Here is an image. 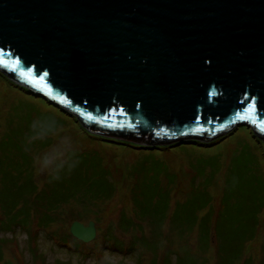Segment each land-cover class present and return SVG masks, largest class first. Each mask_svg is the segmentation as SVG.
Listing matches in <instances>:
<instances>
[{
    "label": "water",
    "instance_id": "obj_1",
    "mask_svg": "<svg viewBox=\"0 0 264 264\" xmlns=\"http://www.w3.org/2000/svg\"><path fill=\"white\" fill-rule=\"evenodd\" d=\"M0 60L92 135L160 147L245 126L264 143V0H0Z\"/></svg>",
    "mask_w": 264,
    "mask_h": 264
},
{
    "label": "trees",
    "instance_id": "obj_2",
    "mask_svg": "<svg viewBox=\"0 0 264 264\" xmlns=\"http://www.w3.org/2000/svg\"><path fill=\"white\" fill-rule=\"evenodd\" d=\"M23 90L29 96L36 95ZM49 104L60 111L61 117H71L76 130H81L86 138L135 156L128 164H124L123 160L117 162L118 168H115L97 150H84L80 155L73 153L77 156L68 151L65 162L56 163L39 188V181L45 173L37 181L34 171L40 153L51 147L55 132L47 134L51 127L46 128L40 122L33 125L22 118L9 121L0 134V264H13L3 260L13 239L5 240L1 234L16 229L28 233V239L36 229L37 234L44 233L51 240H56L59 247H65L81 257L101 255L108 250L121 257H133L135 264H142L146 256H149L148 264H171L170 256L175 257L173 264H210L213 245V264H264V239L258 254L247 249L250 245L252 249L255 247L254 242L259 235L264 237V213L262 216L258 209L240 206L239 201L243 205L244 202L233 192L238 187L235 181L238 173L229 170V174L221 178L220 186L211 176L197 179L196 174L189 172L191 177L182 201L173 200L180 181L188 179L189 174L171 171L167 154L177 148L184 154L204 153L206 150L203 148H210L229 135L209 143L187 139L169 146L142 147L89 134L74 117ZM58 120L57 124L63 126ZM259 171L256 174L264 178V164ZM208 186L220 189L216 211ZM117 187L129 189L130 211H121L115 222L101 229L99 214L113 198ZM73 221L83 224L93 221L96 238L90 243H83L72 237L68 230H52L59 223L70 225ZM167 225L177 241L196 232L198 255L185 249L179 253L180 246L170 243L163 252V259L157 260Z\"/></svg>",
    "mask_w": 264,
    "mask_h": 264
},
{
    "label": "rangeland",
    "instance_id": "obj_3",
    "mask_svg": "<svg viewBox=\"0 0 264 264\" xmlns=\"http://www.w3.org/2000/svg\"><path fill=\"white\" fill-rule=\"evenodd\" d=\"M46 102L39 95H35L34 97L27 95L23 89H20L4 76L0 75V134L2 127H5L9 121H13L15 118H22L33 125L40 122L46 128L51 127L47 131L49 135L55 132V138L52 141L51 147L40 153L34 171V178L37 181L45 173L42 176V180L39 181V188L42 187L44 179L49 174L51 168L56 163L62 164L65 162L68 151L72 152L71 155L77 156L73 153L80 155L84 150H97L104 157V160L108 159L111 161L115 168H118V164L116 163L121 160L124 161V164L132 161V157L135 154L130 152L125 153L120 148L117 149L112 145L86 138L81 130H79L80 132L76 130L77 126L73 123L71 117L67 115H64V118L61 117L59 114L60 111L53 106L55 108L54 110L51 107L52 105L48 101ZM56 119H60L58 121H62L64 125L62 126L60 123L58 125ZM74 120L76 121V119ZM251 133L249 127H238L224 140L210 148H203L206 150L204 153L197 151L195 152L196 154H192L191 152L184 154V152L179 151V148L174 149L167 154V164L170 169H173L171 171L179 174H189L190 172L192 175L196 174L197 179H203L204 176H211L214 178V182L220 186L222 185V179L225 178V174H229V170H233L238 173L235 179L238 182V187L233 192L241 197V202H244L243 205L238 200L240 206L249 209H258L259 212H262L263 216L264 178L257 175L256 172H260V167L264 164V143L259 139L256 140V136V139H254ZM185 163H187L188 167ZM117 176L119 175H114V177ZM258 176L260 179H258ZM190 177L191 174H189L188 179H185L184 182L180 181L178 191L174 195L173 200L182 201L181 199L183 198L184 192L187 191V182ZM258 180L260 182L259 184H257ZM207 190L213 194L215 201H213L214 211H216L219 203L220 189H214L208 186ZM130 202L131 196L129 189L117 187L115 195L106 203V206L99 214L101 222L100 228L102 229L108 223L115 222L121 211H130ZM68 225L67 222L65 224L59 223L52 230L60 229L67 232ZM27 234L18 229L14 232L1 234L5 240L13 239V243L9 242L7 246L8 253L3 258L4 261L8 260L13 264H64L65 262L69 264H135L133 257H121V255L108 250L103 251L101 255L89 254L88 256L81 257V255L73 253L65 247H59L56 244V240H51L44 233L37 234L36 229L32 232L30 239L27 238ZM258 237L257 241L254 242L255 247L253 249L251 248L252 245L247 247L250 253L258 254L260 252V245L263 243L264 237L262 235ZM196 241V232L190 237L177 241L175 235L167 225L164 227V236L162 238L161 249L157 254V260L163 259V252L170 243L175 244V246H180L179 253L185 249L190 254L198 255ZM213 253L214 248L212 245L210 249V264H213ZM148 259L149 256H146L142 260V264H148ZM174 261L175 257L170 256L171 264Z\"/></svg>",
    "mask_w": 264,
    "mask_h": 264
},
{
    "label": "snow or ice",
    "instance_id": "obj_4",
    "mask_svg": "<svg viewBox=\"0 0 264 264\" xmlns=\"http://www.w3.org/2000/svg\"><path fill=\"white\" fill-rule=\"evenodd\" d=\"M0 64H6V62L3 61V60H0ZM249 111L250 112H254L255 111L254 107L253 108H250ZM262 127H264V126H262Z\"/></svg>",
    "mask_w": 264,
    "mask_h": 264
}]
</instances>
